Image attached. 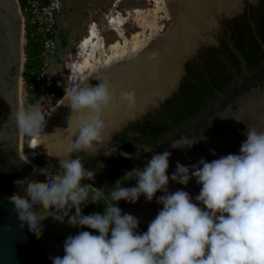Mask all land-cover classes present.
Masks as SVG:
<instances>
[{
    "label": "clouds",
    "instance_id": "clouds-1",
    "mask_svg": "<svg viewBox=\"0 0 264 264\" xmlns=\"http://www.w3.org/2000/svg\"><path fill=\"white\" fill-rule=\"evenodd\" d=\"M69 71L62 99L71 110L66 128L70 131L65 151L58 157L62 171L52 174L39 170L45 181L29 177L17 180L20 191L7 198L19 226L27 224L37 237L41 222L48 217L61 223L67 218L72 227L98 233L82 230L69 235L63 242L64 255L49 257L52 264H264V130L247 125L239 154L229 153L211 162L201 158L191 166L177 161L171 177L172 153L154 152L146 145L141 152H154L151 159L127 171L111 186L103 213L85 215L83 206L97 204L104 188L90 195L89 184L82 181L92 180L95 171L85 167L81 156L71 154L97 152L107 128L105 111L117 101L134 108L137 98L129 90L120 91L117 97L116 88L107 79L84 75L77 65ZM89 78L99 83L93 86ZM50 115L28 105L11 110L8 118L19 134L32 138L43 134ZM201 139L204 137L181 135L169 145L190 149ZM116 151L114 146L105 156ZM210 151L216 155L215 150ZM120 155L130 158L125 152ZM21 161L29 162L28 158ZM170 179L185 186L195 179L201 186L199 194L193 198L183 189L169 191ZM133 180L135 186H125ZM158 191L164 193L156 201L162 209L149 222L147 231H139V219L123 213L117 205L122 200L135 204L142 195L151 202ZM72 209L75 212L70 215Z\"/></svg>",
    "mask_w": 264,
    "mask_h": 264
},
{
    "label": "water",
    "instance_id": "water-1",
    "mask_svg": "<svg viewBox=\"0 0 264 264\" xmlns=\"http://www.w3.org/2000/svg\"><path fill=\"white\" fill-rule=\"evenodd\" d=\"M235 1V7L229 11L222 10L215 13L212 24L204 32L212 29L218 16L228 15L237 8L239 0ZM23 37L24 19L19 1L0 0V264H52L49 257H62L64 240L69 235H76L81 228L70 226L67 218L61 223L53 217H48L41 222L42 231L37 237L29 230L27 224L23 228L19 226L17 214L7 199L13 193L20 191L15 183L17 180L25 177L38 181L46 180V176L39 172V170H45L31 162L21 161L25 158L21 150L22 135L17 132L14 122L8 118L11 110L21 106ZM198 40L193 50L181 59L178 76L168 92L154 97L153 101L146 104L143 109L137 110L132 116L118 122L109 131L104 141L108 140L110 135L122 125L139 118L149 108L158 105L170 95L178 84L184 62L194 53ZM247 125L264 130V84L237 97L222 112L213 117L209 126L198 137L193 138L199 139L203 136L204 139L199 140L192 148L172 149L168 145L164 150L172 153L169 160V177L175 171L177 161L185 166H191L201 158L211 162L229 153L239 154L241 142L246 139L244 133ZM210 150H215L216 155L214 156ZM168 188L172 192L183 189L194 198L199 194L201 186L196 183L195 179L190 180L187 186L177 184L170 179ZM20 194L24 195L22 192ZM163 194L158 191L151 202H147L142 195L135 204H127L124 213L137 217L140 221L139 229L147 231L149 222L156 217L158 210L162 209V205L156 201ZM193 202L196 201L193 199ZM74 212L75 209H72L70 215Z\"/></svg>",
    "mask_w": 264,
    "mask_h": 264
},
{
    "label": "flooded vegetation",
    "instance_id": "flooded-vegetation-1",
    "mask_svg": "<svg viewBox=\"0 0 264 264\" xmlns=\"http://www.w3.org/2000/svg\"><path fill=\"white\" fill-rule=\"evenodd\" d=\"M263 84L264 0H239L237 8L228 15L218 16L212 29L203 32L194 53L183 64L178 84L168 97L114 131L99 145L97 152L71 154L81 156L85 167L95 171L92 180L82 182L97 192L104 188L99 193L107 197L111 186L127 171L142 167L154 152H163L181 135L190 139L198 137L228 104ZM171 105L185 107L168 114V126L160 131L154 142L135 140V122L142 121L147 115L152 117L163 107ZM146 145L154 152H141ZM114 146L117 151L105 156ZM121 152L128 153L130 158L121 156ZM135 183V180L128 181L125 186H135ZM127 204L129 202L122 200L117 206L124 213Z\"/></svg>",
    "mask_w": 264,
    "mask_h": 264
},
{
    "label": "bare ground",
    "instance_id": "bare-ground-1",
    "mask_svg": "<svg viewBox=\"0 0 264 264\" xmlns=\"http://www.w3.org/2000/svg\"><path fill=\"white\" fill-rule=\"evenodd\" d=\"M161 1L164 3L162 9L165 16L170 21L164 35L158 34V9L150 12L135 8L131 14L135 16V23L141 31L133 36L132 41L126 39L121 29V17H109L112 29L122 41L107 46L93 23L76 49L78 61L67 64L68 71L77 65L84 75H98L102 80L107 79L116 88L117 97L122 90L134 91L136 94L134 108L130 109L117 101L105 111L107 128L104 140L118 122L143 109L154 97L168 92L178 76L181 59L196 46L197 40L212 24L214 14L222 10L229 11L236 5L235 0ZM147 33L151 37H147ZM69 75L70 71L63 79L64 83ZM89 83L95 86L99 81L89 78ZM63 103L62 99L50 112L43 134L32 137L31 146L34 150L51 148L58 153L65 151L70 131L66 128L71 110ZM72 120L74 125L75 117Z\"/></svg>",
    "mask_w": 264,
    "mask_h": 264
},
{
    "label": "rangeland",
    "instance_id": "rangeland-1",
    "mask_svg": "<svg viewBox=\"0 0 264 264\" xmlns=\"http://www.w3.org/2000/svg\"><path fill=\"white\" fill-rule=\"evenodd\" d=\"M26 3L28 6L26 13L21 10L24 26L25 19L29 16L31 22L38 25L37 32L39 34L43 37L45 33L54 36L51 40L45 39L43 41L44 64L36 79V82L39 83V99L34 106L39 107L45 114L50 113L62 100L63 96L57 101H53L50 91L54 88L64 89L63 79L69 73L67 64L78 61L76 49L87 35L88 27L91 24H96L107 46L116 41H122L117 32L112 29L109 17H121V29L127 40L132 41L133 36L141 31L135 23V16L131 14L135 8L150 12L158 9L157 15L160 17L157 22L159 35H164L170 26V21L162 9L164 3L161 0H49L47 7H43L42 0H26ZM147 37H151L149 33H147ZM24 42L23 37V47ZM24 61L23 50V70ZM27 99L28 92L25 89L22 74L21 106H25ZM47 118L48 116H46V121ZM31 140L32 138L22 135L21 150L23 156L28 158V161L33 165L49 173L61 172L58 157L62 156L63 153H58L51 148L36 151L31 146Z\"/></svg>",
    "mask_w": 264,
    "mask_h": 264
},
{
    "label": "trees",
    "instance_id": "trees-1",
    "mask_svg": "<svg viewBox=\"0 0 264 264\" xmlns=\"http://www.w3.org/2000/svg\"><path fill=\"white\" fill-rule=\"evenodd\" d=\"M20 4V8L22 11L26 13L28 6L26 0H18ZM43 7L49 6V0H42ZM39 29L36 23H32L29 16L25 19L24 26V70H23V82L25 85V89L28 92V99L25 104V107L28 105H33L39 99V83L36 82L38 75L40 74V70L44 64L43 58V41L45 39H53V34L45 33L44 37L37 32ZM51 99L53 101H57L64 95L63 88H54L50 91ZM184 102L186 104L187 101ZM182 102V101H181ZM184 104V105H185ZM188 104V103H187ZM180 106V105H179ZM173 105L168 106L167 108H162L160 112H157L154 116L147 115L142 121L135 122L134 128V136L135 140L142 143H152L154 142L160 134L162 129H165L168 125V114L173 110H178L183 107ZM59 171H55V174H59ZM90 195H96L97 191L92 188H89ZM109 203V200L106 196H103L99 193L98 203L97 204H88L87 206H83V214L88 215L96 212L103 213L104 205L106 206ZM92 231L93 234H98L91 229H81V231ZM139 231H142L138 229Z\"/></svg>",
    "mask_w": 264,
    "mask_h": 264
}]
</instances>
